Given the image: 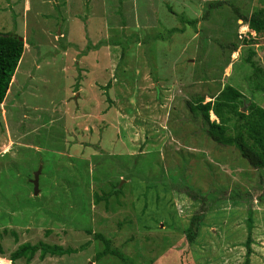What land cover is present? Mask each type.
I'll return each instance as SVG.
<instances>
[{"label":"rangeland","instance_id":"obj_1","mask_svg":"<svg viewBox=\"0 0 264 264\" xmlns=\"http://www.w3.org/2000/svg\"><path fill=\"white\" fill-rule=\"evenodd\" d=\"M213 3L0 0V33L24 38L15 75L32 66L17 76L0 116L1 260L22 244L43 243L77 252L44 259L36 253L29 263L11 264H264V169L211 141L187 106L198 97L211 101L228 84L264 109V37L238 16L252 19L263 6ZM182 15L197 20L195 28L181 23ZM173 28L184 32L168 35ZM156 34L165 38L153 40ZM251 53L258 74L247 62ZM125 97L134 103L124 105ZM209 119L216 120L211 112ZM140 153L156 165L147 157L129 176L125 168ZM40 168L35 197L31 181ZM114 185L118 195L96 202ZM164 196L175 212L173 229L164 220L152 228L149 219ZM198 216L202 225L189 244L184 231ZM96 233L126 260L92 263L103 249Z\"/></svg>","mask_w":264,"mask_h":264},{"label":"trees","instance_id":"obj_2","mask_svg":"<svg viewBox=\"0 0 264 264\" xmlns=\"http://www.w3.org/2000/svg\"><path fill=\"white\" fill-rule=\"evenodd\" d=\"M223 1L225 0H216V3L213 4L219 5L221 4L220 2ZM261 1L263 6V8L260 9L262 12V17L260 16L261 12H259L260 10H258V8L253 10L254 18L252 19H250L252 15L250 17H247L238 14V16H240L241 19L246 21L249 27L252 30H254L257 33V35H259L260 37H264V0ZM236 12L238 13V11ZM185 18L186 17L183 15L180 16V22L189 24L190 26L195 28L197 20H190L188 18L187 19ZM183 32H184V28L182 29L173 28L168 31V35L174 33H183ZM18 38L19 37L17 35H10V34L5 35L0 33V104H2L5 99V96L10 86L11 78L23 54L24 43L22 40H19ZM158 38L163 39L165 37L156 34L153 37V40H157ZM137 40L138 37H135V41ZM249 42L253 43L252 40H250ZM117 44L122 46V50L126 49L124 42L119 41ZM93 49L94 48L86 49L85 53L91 52L90 50ZM235 49L236 47L233 45V50ZM252 57H253V53H251V56L247 58V62L251 64V67L254 68V71L258 74V72L260 71L259 68L253 65L252 62L250 61ZM107 83L108 84L105 86V90H108L109 87L112 85L111 81H108ZM216 94L218 95L215 98H214L215 95L211 96L212 100L206 103H204L203 97L195 98L191 103L187 102L189 111L192 114H194L195 117L201 116L202 118L201 131L203 130L211 141L222 147H227V148L233 147L238 152L240 157L245 159L249 163L250 168L254 170L262 171L264 169V109L259 107L255 103L252 95H250V99H249V97L242 94L239 89L228 84L222 86V88L219 89ZM107 95H108L107 98L109 97L108 103L110 107L114 108V106L116 105L115 99H112L109 93H107ZM120 96L121 95H119V97ZM127 97L132 99L134 97V94H128ZM121 102L124 105H126L127 103L131 102V100L127 101L125 97L123 100H121ZM243 102L249 103L248 107L246 108V112L241 111ZM209 112H211L212 116H214L217 121H211L209 119ZM105 122L107 121L102 120L99 123L104 124ZM244 131L246 133H244ZM97 134H98V129H97ZM256 134L260 135L259 140L256 139ZM86 143L87 142L85 141L83 142L84 145ZM147 157L154 162L153 160L154 157L150 155L144 156L142 153H140L139 155L132 156L134 161H133V165L131 164V169L127 170L125 168V170L128 171V173L130 174L129 176H134L136 173L141 172V169L143 167L142 164H144L143 160L146 159ZM186 159L187 158L183 155L182 161ZM116 163L118 164L117 160ZM154 164L156 165L155 162ZM14 177L15 176H13V178ZM167 183L168 185L172 184L170 181H167ZM12 188H14V186L9 187V189ZM38 189H39V179H38ZM151 189L152 188H146L143 194L146 195ZM120 191H121L120 189H116L114 190V192L108 193L107 195H103L101 198L95 195L96 202L102 199L107 203L110 195L112 194L118 195ZM166 197L168 196H164L161 199V202L163 204L159 203L155 205V207H157V210L155 211L151 210L150 212L151 218L149 219L152 222V228L155 226L154 223H158L160 222V220H164L163 222H171L169 229L175 228V222H174L175 212L174 211L172 212V210L168 209L166 203ZM153 204L154 202H150L148 207L149 206L153 207ZM167 210H169L168 216H164L160 214V211H167ZM199 219H201L200 216L196 218L194 217L192 219L191 225L188 227L187 230L184 231L189 244L193 243L198 235V230L202 225L201 220ZM249 220L251 221V217H249ZM88 232L90 233V230H88ZM94 239L102 243L103 249L102 251L98 252V254L93 258L92 263L94 262L101 263L103 259L106 257L107 258L117 257L121 261L126 260L117 250L111 249L110 241L100 233H96L94 235ZM251 243H252L251 237L248 235L245 243L247 254L251 253V249H250ZM75 252L77 251L73 249H63L59 246H49L43 243H38L36 245L25 243L20 245L16 249V251H14L9 256V260L12 263H14L19 259H25V261L29 263L31 262L32 258L36 253H39L40 259H44L47 255L62 257L65 255L74 254ZM0 254H3L1 242H0ZM0 264H11V263L8 260L5 262L0 259Z\"/></svg>","mask_w":264,"mask_h":264},{"label":"clouds","instance_id":"obj_3","mask_svg":"<svg viewBox=\"0 0 264 264\" xmlns=\"http://www.w3.org/2000/svg\"><path fill=\"white\" fill-rule=\"evenodd\" d=\"M19 40H22V38H18ZM23 41V43H24V40H22ZM24 48H25V43H24ZM24 48H23V52H24ZM22 56H23V54H22ZM21 59H22V57H21ZM21 59H20V61L18 62V65H17V68H16V70H15V72H14V74H13V76H12V78H11V81H10V85L12 86V87H10L9 86V89H8V91H7V94H6V96H5V99H4V101H3V103L2 104H0V106L1 105H3L5 102H6V100H7V97H8V94L9 95H11L12 94V92H15V90H16V87L18 86V82H19V80H14V77L16 78L17 76L15 75L16 73H17V71H19V66H20V64H21ZM23 77V76H22ZM15 81H17V83H15ZM15 85H16V87H15ZM15 87V88H14ZM24 87V86H23ZM76 96H78V95H76ZM244 104H249V103H245L244 102ZM4 107L5 106H2V108H3V110L5 111V109H4ZM1 108V107H0ZM1 108V109H2ZM247 108V107H246ZM245 112V111H244ZM2 114H1V110H0V116H1ZM214 121H217V120H214ZM71 143H73V144H75L76 143V141H72ZM81 142H78L77 144H79L80 146H84V144H83V142H82V144H80ZM28 149H31V148H28ZM35 151H37V150H35ZM75 155H77V154H75ZM7 260V259H6ZM8 261L10 262V263H12L9 259H8Z\"/></svg>","mask_w":264,"mask_h":264},{"label":"crops","instance_id":"obj_4","mask_svg":"<svg viewBox=\"0 0 264 264\" xmlns=\"http://www.w3.org/2000/svg\"><path fill=\"white\" fill-rule=\"evenodd\" d=\"M28 7L26 6L25 7V9H27ZM58 37H63V34L62 33H59L58 34ZM22 40H24V38H22ZM24 53V52H23ZM20 66H21V64H20ZM32 67L29 63L28 64H26L23 68H22V70H21V73L18 75V76H20V77H22V76H24V73L26 72V68L27 67ZM35 69H37V66L35 67ZM20 70V69H19ZM17 79V77L15 78L14 77V80H16ZM17 81H15V83H16ZM18 84V83H17ZM13 86V85H12ZM11 86V87H12ZM15 87H16V85H15ZM17 88V87H16ZM2 106H4V104L3 105H1L0 107L2 108ZM3 112H4V110H3V108L1 109V117L2 118H4V114H3ZM5 133H6V135L9 137V136H11V133H10V131H7V130H5ZM10 138V137H9ZM18 141L20 142L21 141V138H19L18 139ZM79 142H81L80 144H82V142H84V140H83V136H80V141ZM7 146H10L9 144H6ZM14 144H13V142H12V144H11V146H13ZM21 145H24V144H21ZM80 153V152H79Z\"/></svg>","mask_w":264,"mask_h":264},{"label":"water","instance_id":"obj_5","mask_svg":"<svg viewBox=\"0 0 264 264\" xmlns=\"http://www.w3.org/2000/svg\"><path fill=\"white\" fill-rule=\"evenodd\" d=\"M248 106V104L246 105V104H244V102H243V108H245L246 109V107ZM242 112H244L245 110H241ZM40 171H41V168L38 170V172H36L35 173V175H34V180L33 181H31V184L33 185V188H34V195H37V191H38V175L40 174ZM121 185H122V183H121ZM121 185H120V187H121Z\"/></svg>","mask_w":264,"mask_h":264},{"label":"bare ground","instance_id":"obj_6","mask_svg":"<svg viewBox=\"0 0 264 264\" xmlns=\"http://www.w3.org/2000/svg\"><path fill=\"white\" fill-rule=\"evenodd\" d=\"M0 259H2V258H0ZM6 262V261H5Z\"/></svg>","mask_w":264,"mask_h":264}]
</instances>
